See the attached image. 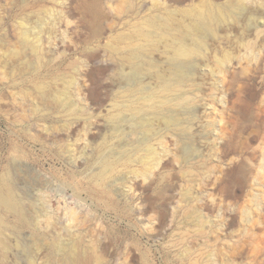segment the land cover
Masks as SVG:
<instances>
[{
	"label": "rangeland",
	"instance_id": "1",
	"mask_svg": "<svg viewBox=\"0 0 264 264\" xmlns=\"http://www.w3.org/2000/svg\"><path fill=\"white\" fill-rule=\"evenodd\" d=\"M233 2L251 26L220 25L196 63L201 94L187 89L153 111L163 76L147 66L134 75L129 53L144 44L136 27L168 9L163 0H0V178L11 174L31 216L27 225L0 214L10 248L0 264H264V0ZM165 50L136 61L166 75ZM260 52L257 79L237 74L222 93L216 60L250 67ZM241 89L252 99L223 159L243 157L244 179L224 202L213 124Z\"/></svg>",
	"mask_w": 264,
	"mask_h": 264
},
{
	"label": "bare ground",
	"instance_id": "2",
	"mask_svg": "<svg viewBox=\"0 0 264 264\" xmlns=\"http://www.w3.org/2000/svg\"><path fill=\"white\" fill-rule=\"evenodd\" d=\"M163 2L167 5L168 9L165 10L162 16L148 17L136 27V40L144 44L137 45V48H133L129 53L130 59L134 60V62L130 63L134 75H138L143 71L145 69L144 66H147L157 74H161L163 77L167 75L166 78H161V93L154 92V94H150L149 96L152 102L148 107L153 111H157L160 107L170 104L173 100L172 98L175 100L185 99V96L190 93L187 89H193L197 96L200 95L205 83L196 77L198 71H203V68L197 67L196 63L200 58L207 59L209 55L208 37H216L220 25L231 28L232 25L230 23L237 25L248 20V26L250 27L254 17L253 14L246 11V7L238 6L233 0H225L224 3H217L215 0H201L199 2H195L194 0H163ZM263 33L264 31L262 30L258 31V37ZM218 38L221 39L220 37ZM160 43H163L166 48L164 51L168 59L166 75H163L162 70L150 61H146L147 63L136 61L140 57H143L144 51L153 52L154 49L159 47ZM18 54L21 55V52ZM253 59L250 67L243 64V58L238 62L231 61L228 64L220 59L216 60L226 76L219 86L222 93L228 88L230 90L229 95L231 94L234 88L232 76L244 73L248 75L247 80L249 82H254L257 79L262 70L260 63L262 53L254 54ZM39 93L45 101L49 98V87L40 88ZM241 93H243V89L240 90L235 99L228 97L229 101H227V96L222 99L224 109L228 115L227 120L221 116V122L213 124V133L217 138L215 147L220 148L222 154L221 163L224 164L221 170V182L225 185L223 191L224 202L237 198V182H242V179H244L243 165L245 164V159L243 157L231 158L229 161L223 159V155L227 156L230 144L238 136V125L240 124L238 122L241 120V117H245L252 99V97L244 98ZM156 94L159 95L156 96ZM219 97L220 93L217 98L214 97V101L211 103L216 104ZM54 99L56 100V98ZM212 111L216 114L215 109ZM263 118L264 111L262 112L260 121ZM167 119L169 124L173 122L175 126L180 125L178 119L174 116H170ZM232 123L234 124L233 127ZM169 127L167 128L168 130L170 129ZM153 130L151 128L150 131ZM198 152H203L201 146ZM67 195L66 191L63 190L61 199L67 202L66 209L68 217L71 219L76 214V210L74 209V203H68ZM46 209H48V213H50L49 210H52L49 204L46 205ZM1 213H5L6 215L12 214L20 218L23 223L31 225L30 211L15 193L14 181L10 173L3 174L0 178ZM39 229L41 228L39 227ZM6 232V220L3 215H0V258L5 253L4 259L8 249H10ZM74 261L69 258L65 264H73Z\"/></svg>",
	"mask_w": 264,
	"mask_h": 264
}]
</instances>
